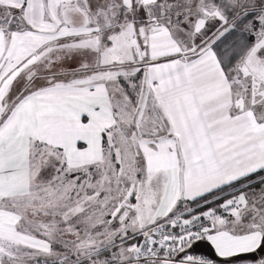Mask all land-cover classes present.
<instances>
[{
  "label": "snow or ice",
  "instance_id": "obj_1",
  "mask_svg": "<svg viewBox=\"0 0 264 264\" xmlns=\"http://www.w3.org/2000/svg\"><path fill=\"white\" fill-rule=\"evenodd\" d=\"M0 264H264V0H0Z\"/></svg>",
  "mask_w": 264,
  "mask_h": 264
}]
</instances>
